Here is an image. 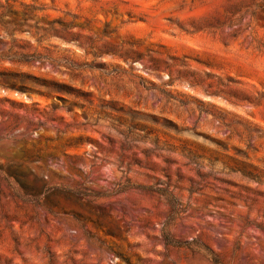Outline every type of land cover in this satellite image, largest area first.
<instances>
[{"label":"clouds","instance_id":"9594fccd","mask_svg":"<svg viewBox=\"0 0 264 264\" xmlns=\"http://www.w3.org/2000/svg\"><path fill=\"white\" fill-rule=\"evenodd\" d=\"M0 264H264V0H0Z\"/></svg>","mask_w":264,"mask_h":264},{"label":"rangeland","instance_id":"374dc122","mask_svg":"<svg viewBox=\"0 0 264 264\" xmlns=\"http://www.w3.org/2000/svg\"><path fill=\"white\" fill-rule=\"evenodd\" d=\"M3 195H5V193H4L3 189L0 188V196H3Z\"/></svg>","mask_w":264,"mask_h":264}]
</instances>
